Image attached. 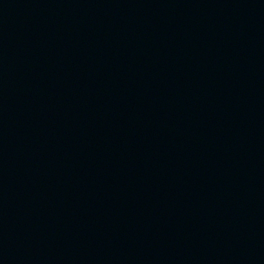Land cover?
I'll return each instance as SVG.
<instances>
[{
    "label": "water",
    "instance_id": "obj_1",
    "mask_svg": "<svg viewBox=\"0 0 264 264\" xmlns=\"http://www.w3.org/2000/svg\"><path fill=\"white\" fill-rule=\"evenodd\" d=\"M0 264H264V0H0Z\"/></svg>",
    "mask_w": 264,
    "mask_h": 264
}]
</instances>
